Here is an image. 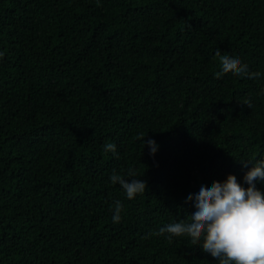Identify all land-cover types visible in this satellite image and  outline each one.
Wrapping results in <instances>:
<instances>
[{
	"label": "trees",
	"instance_id": "trees-1",
	"mask_svg": "<svg viewBox=\"0 0 264 264\" xmlns=\"http://www.w3.org/2000/svg\"><path fill=\"white\" fill-rule=\"evenodd\" d=\"M0 52V264H218L151 233L264 160V0H0Z\"/></svg>",
	"mask_w": 264,
	"mask_h": 264
},
{
	"label": "clouds",
	"instance_id": "clouds-1",
	"mask_svg": "<svg viewBox=\"0 0 264 264\" xmlns=\"http://www.w3.org/2000/svg\"><path fill=\"white\" fill-rule=\"evenodd\" d=\"M100 0H97L99 6ZM4 55L0 52V58ZM218 57L221 71L215 73L219 79L231 73L238 78L259 79L260 72H252L249 66L238 57L222 55ZM243 105L252 108L250 100H243ZM141 133L139 139L143 146L147 144L150 155H155L158 145L155 140H145ZM105 152H111L117 159L116 146L113 143L104 145ZM137 173L130 169L125 178L116 172L109 177L110 182L119 184L127 199L147 191V182L135 178ZM243 180L247 187H242L234 175H227L223 182L213 181L210 187L201 186L194 197L190 194L187 200H195L196 211L185 219L172 222L151 233L155 236L167 234L170 243L173 237H188L192 246H198L203 252L210 254L218 264H264V192L256 188V182H264V160L258 161L245 173ZM113 223L121 221L123 205L114 202L112 208Z\"/></svg>",
	"mask_w": 264,
	"mask_h": 264
}]
</instances>
